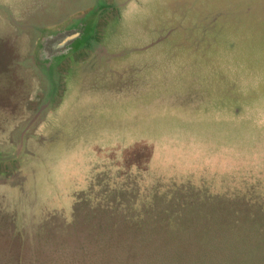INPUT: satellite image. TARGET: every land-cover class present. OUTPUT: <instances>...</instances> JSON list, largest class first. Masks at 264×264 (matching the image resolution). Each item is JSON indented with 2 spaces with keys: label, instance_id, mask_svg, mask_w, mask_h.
I'll use <instances>...</instances> for the list:
<instances>
[{
  "label": "rangeland",
  "instance_id": "1",
  "mask_svg": "<svg viewBox=\"0 0 264 264\" xmlns=\"http://www.w3.org/2000/svg\"><path fill=\"white\" fill-rule=\"evenodd\" d=\"M175 197L146 252L264 264V0H0V264H124Z\"/></svg>",
  "mask_w": 264,
  "mask_h": 264
},
{
  "label": "trees",
  "instance_id": "2",
  "mask_svg": "<svg viewBox=\"0 0 264 264\" xmlns=\"http://www.w3.org/2000/svg\"><path fill=\"white\" fill-rule=\"evenodd\" d=\"M100 17H103V15ZM204 199L205 200H203L201 197L194 199H182L175 197L172 199H153L145 203L134 202L135 207L140 208L141 206H143L145 208H148L147 212L150 214L148 215L144 213L140 214L137 217L123 216L118 218L117 224H127V226H125L126 230L117 227V232H112L111 235L108 234V236L106 237L108 240V244H111V247L116 246V248H122V251L126 254L124 264H179L171 261L168 258L162 259L161 255H155L153 254V251L152 253L150 251L146 252L147 250H149L148 246L150 247V245L142 246L143 244L138 242L136 238H139L142 235V229L146 228L147 225H155L160 222L163 223L166 221L170 222L171 220H175L178 221L177 224L179 227H181L186 223V221H182L185 218L186 213H188L189 211L193 212L194 215H199L205 208L208 212L214 213V210L217 206L216 200H213L212 198ZM159 200H161L162 202L159 203ZM202 220H205L204 216H202ZM134 229L137 230L134 231ZM128 230L134 232L135 237H132V239H134L133 241H129L130 239L127 237V235H133V232L130 234ZM192 231L196 232L197 236L202 235V232H204L203 229ZM211 231L215 234V237H218L219 239L230 240L229 236L231 234V231L227 230L226 228L223 229V231H221L220 233L215 229H211ZM224 252L228 253V250H224ZM197 257L198 256L195 257L183 254V257L181 259H184L183 261H196L198 260ZM224 264H228V255L224 259Z\"/></svg>",
  "mask_w": 264,
  "mask_h": 264
},
{
  "label": "flooded vegetation",
  "instance_id": "3",
  "mask_svg": "<svg viewBox=\"0 0 264 264\" xmlns=\"http://www.w3.org/2000/svg\"><path fill=\"white\" fill-rule=\"evenodd\" d=\"M100 20V18L99 19H97V22ZM85 27H84V31H85V34H84V36L86 35V32H88V29H86V28H88V27H92L93 26V24H91V22L90 23H86L85 25H84ZM82 35H83V33H82ZM30 102V101H29ZM28 109V108H27Z\"/></svg>",
  "mask_w": 264,
  "mask_h": 264
},
{
  "label": "crops",
  "instance_id": "4",
  "mask_svg": "<svg viewBox=\"0 0 264 264\" xmlns=\"http://www.w3.org/2000/svg\"><path fill=\"white\" fill-rule=\"evenodd\" d=\"M100 21V20H99Z\"/></svg>",
  "mask_w": 264,
  "mask_h": 264
}]
</instances>
